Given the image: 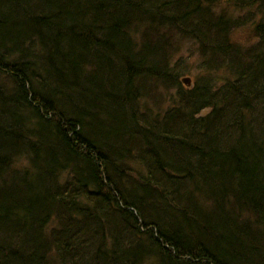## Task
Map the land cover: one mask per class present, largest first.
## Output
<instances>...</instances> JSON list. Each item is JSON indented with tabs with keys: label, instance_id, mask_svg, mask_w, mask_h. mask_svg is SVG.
Segmentation results:
<instances>
[{
	"label": "trees",
	"instance_id": "16d2710c",
	"mask_svg": "<svg viewBox=\"0 0 264 264\" xmlns=\"http://www.w3.org/2000/svg\"><path fill=\"white\" fill-rule=\"evenodd\" d=\"M0 264H264V0H0Z\"/></svg>",
	"mask_w": 264,
	"mask_h": 264
},
{
	"label": "rangeland",
	"instance_id": "374dc122",
	"mask_svg": "<svg viewBox=\"0 0 264 264\" xmlns=\"http://www.w3.org/2000/svg\"><path fill=\"white\" fill-rule=\"evenodd\" d=\"M223 6V5H222ZM235 34V39L238 40L241 44L243 43H251L254 40V34L252 30L248 28H243V30H238L236 33L235 31L232 32ZM179 50V49H177ZM176 55L173 58L174 59V67L182 66L183 70L185 72L190 73V75H186L183 78H189L192 80V83L194 82V77L197 76L201 71H199V65H200V58L199 53L197 51V47L195 44L191 41L184 42L182 44V48L179 50V52L176 51ZM221 83V81H219ZM194 84V83H193ZM161 94L163 93V99H168L170 93L164 92L163 90L160 91ZM171 93H174L173 91Z\"/></svg>",
	"mask_w": 264,
	"mask_h": 264
},
{
	"label": "water",
	"instance_id": "95a60500",
	"mask_svg": "<svg viewBox=\"0 0 264 264\" xmlns=\"http://www.w3.org/2000/svg\"><path fill=\"white\" fill-rule=\"evenodd\" d=\"M183 84L188 88L191 89L192 88V80L185 78L183 79Z\"/></svg>",
	"mask_w": 264,
	"mask_h": 264
},
{
	"label": "bare ground",
	"instance_id": "6f19581e",
	"mask_svg": "<svg viewBox=\"0 0 264 264\" xmlns=\"http://www.w3.org/2000/svg\"><path fill=\"white\" fill-rule=\"evenodd\" d=\"M182 83H183V80H182Z\"/></svg>",
	"mask_w": 264,
	"mask_h": 264
}]
</instances>
